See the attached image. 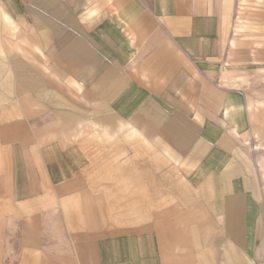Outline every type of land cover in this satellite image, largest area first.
Listing matches in <instances>:
<instances>
[{
    "label": "crops",
    "instance_id": "obj_1",
    "mask_svg": "<svg viewBox=\"0 0 264 264\" xmlns=\"http://www.w3.org/2000/svg\"><path fill=\"white\" fill-rule=\"evenodd\" d=\"M234 10L0 0V264H264L250 106L217 78L264 43Z\"/></svg>",
    "mask_w": 264,
    "mask_h": 264
},
{
    "label": "rangeland",
    "instance_id": "obj_2",
    "mask_svg": "<svg viewBox=\"0 0 264 264\" xmlns=\"http://www.w3.org/2000/svg\"><path fill=\"white\" fill-rule=\"evenodd\" d=\"M234 3V19L242 26L241 29H243V32L240 36L244 38V43H264V15L262 18L256 17L253 12L254 9L247 10L245 7L241 6V0H234ZM10 51L12 50H8V53ZM1 52V58L5 59V67L12 69L9 58L13 55L10 52L8 58L5 52ZM24 57L28 59V56ZM42 69L44 70V68ZM217 78L220 83L228 89H239L246 94L252 116V130L247 138V142L250 146H258L260 148L258 152V161L260 170L264 172V64L227 67L223 69L222 73H220ZM9 84L12 85L13 91H16L14 94L11 93V102L20 105L22 109H24V114L28 115V110H32V104L29 105V99L26 98L28 92L26 91L24 93V87H20L16 80L12 83L9 82ZM7 104H9V102H6V105ZM18 115L24 116L22 114ZM6 116L10 117L16 115L8 114Z\"/></svg>",
    "mask_w": 264,
    "mask_h": 264
}]
</instances>
